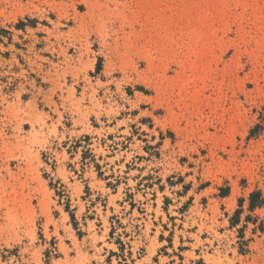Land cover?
<instances>
[{"label":"rangeland","instance_id":"374dc122","mask_svg":"<svg viewBox=\"0 0 264 264\" xmlns=\"http://www.w3.org/2000/svg\"><path fill=\"white\" fill-rule=\"evenodd\" d=\"M254 193L264 0H0V264H264Z\"/></svg>","mask_w":264,"mask_h":264},{"label":"trees","instance_id":"16d2710c","mask_svg":"<svg viewBox=\"0 0 264 264\" xmlns=\"http://www.w3.org/2000/svg\"><path fill=\"white\" fill-rule=\"evenodd\" d=\"M250 201H251V206H250V209L251 210H254L258 207H262L264 206V200L261 199V196L259 193H254L251 195L250 197ZM242 203V202H241ZM232 222V225H238L239 222H240V211H238L234 218L231 220Z\"/></svg>","mask_w":264,"mask_h":264}]
</instances>
